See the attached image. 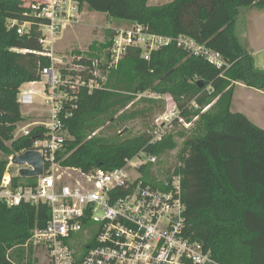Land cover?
Wrapping results in <instances>:
<instances>
[{
    "label": "trees",
    "instance_id": "obj_1",
    "mask_svg": "<svg viewBox=\"0 0 264 264\" xmlns=\"http://www.w3.org/2000/svg\"><path fill=\"white\" fill-rule=\"evenodd\" d=\"M79 1L94 13L142 25L151 33L187 36L219 52L228 67L217 69L175 44L152 52L149 60L140 57V50H129L108 73L103 90L79 91L64 105L67 135L56 162L83 172L112 171L141 151L159 158L175 150L176 137L184 135L168 134L161 142L149 144L151 125L124 140L90 137L84 130L90 125L87 118L100 125L102 118H111L137 95L169 96L184 117L198 115L202 122L201 135L184 138L180 165L171 171L181 176L185 237L200 243L218 264H264V130L230 110L236 83L264 91V70L254 66L235 33L238 17L251 7L262 8L264 0H173L157 6H149L148 0ZM26 19L21 0H0V179L6 158L29 150L40 133L14 139L16 125L28 119L21 116L17 103L19 88L39 82L41 70L50 66V60L39 55L44 49L35 28L24 37L6 29L7 20ZM79 64H87V59ZM192 100L200 109L189 110ZM146 102L156 104L155 100ZM149 111L126 112L119 120L145 117ZM151 166L139 171L146 183L156 186ZM25 182L34 184L32 179ZM49 217L46 205L0 204V264H31V247L27 256L21 247L35 228L46 226Z\"/></svg>",
    "mask_w": 264,
    "mask_h": 264
},
{
    "label": "built area",
    "instance_id": "obj_2",
    "mask_svg": "<svg viewBox=\"0 0 264 264\" xmlns=\"http://www.w3.org/2000/svg\"><path fill=\"white\" fill-rule=\"evenodd\" d=\"M21 1L26 21L7 20L6 29L24 37L35 28L44 49L39 55L50 60V66L40 73V81L44 80L42 90H19L17 94L20 107L34 106V96L40 95L46 117L19 122L14 132L16 139L40 131L29 150L14 156L28 151L39 153L42 175L32 179L33 185L27 184L29 178H21L19 171L32 167L15 165L14 156H9L0 179V204L46 205L50 211L46 226L35 228L23 247L33 246L43 252L45 264H218L200 243L191 242L184 235L181 176L171 172L156 181V186L143 180L140 167L156 164L157 157L141 151L119 169L83 172L60 166L56 155L67 135L63 119L68 113L64 105L75 99L79 91L91 94L103 90L108 73L117 68L129 50L138 49L140 57L149 60L152 52L175 44L217 69L228 67L221 54L187 36H162L142 25L130 24L112 30L103 54L78 55L72 66H57L54 63L61 60L53 57L54 48L63 30L80 22L83 6L79 0ZM82 59H87V64H79ZM149 94L152 93L137 96L153 98ZM172 101L152 122L149 144L161 142L175 127L189 128L198 117H184ZM188 108L200 109L194 100Z\"/></svg>",
    "mask_w": 264,
    "mask_h": 264
},
{
    "label": "rangeland",
    "instance_id": "obj_3",
    "mask_svg": "<svg viewBox=\"0 0 264 264\" xmlns=\"http://www.w3.org/2000/svg\"><path fill=\"white\" fill-rule=\"evenodd\" d=\"M172 0H149V6L164 5L170 3ZM83 16L80 22L74 26L66 27L61 35V39L56 44L54 48L53 57L61 60V62H55L57 66H72V60L78 55H87L88 53L94 54L99 53L103 54L106 48V44L109 42V31H112L117 28H125L130 24L122 22L121 20H115L107 17L101 13H94L83 6L82 8ZM98 55V54H96ZM44 80L41 83H37L32 87L21 86L20 91L25 92L29 89L32 91H41ZM106 83V82H105ZM147 96H152L155 98L156 104H150L146 101H152L153 98L150 97H134V100L127 105L126 108L121 111L115 112L113 116L102 118V123L96 125L95 120L86 119V122L90 125L84 126V130L89 133L90 137L92 136H102L108 140H124L132 137H136L146 131L152 124V122L162 114L167 105L170 104L171 97L164 96L159 99L157 95L149 94ZM145 101V102H144ZM173 102V101H172ZM34 103L41 104L42 100L40 95L34 96ZM32 107H21V113L26 114L28 109ZM145 109H150L149 113L144 115L145 117H138L131 121H120L119 117L124 113L140 112ZM210 107L206 108V111H201L202 113L207 112ZM44 113V112H43ZM38 113L32 114L28 119H25V122L30 121H40L44 120L46 115L38 116ZM42 114V113H41ZM191 119V116L188 117ZM190 121V120H189ZM93 125V126H92ZM202 122L198 116L193 124L188 127H175L170 134H183L184 138L193 137L201 135ZM184 138L179 139L176 137V149L170 152H167L158 158L156 164H151L150 167L156 181L167 178L168 174H171L177 166L180 165V157L182 150V142ZM2 154L0 153V158ZM62 171V170H60ZM31 247L32 258L31 264H45L44 253L39 250H34L33 246ZM28 248L21 247L25 255L27 254ZM17 249L16 247H14ZM27 256V255H26ZM27 261L26 259L24 262ZM35 261V263H34Z\"/></svg>",
    "mask_w": 264,
    "mask_h": 264
},
{
    "label": "crops",
    "instance_id": "obj_4",
    "mask_svg": "<svg viewBox=\"0 0 264 264\" xmlns=\"http://www.w3.org/2000/svg\"><path fill=\"white\" fill-rule=\"evenodd\" d=\"M235 33L251 54L254 66L259 70H264V6L262 8L251 7L245 10L237 19ZM40 82L42 81L33 83L36 85ZM34 85L25 83L21 86L32 87ZM230 110L244 114L253 124L264 130V91L251 89L242 83H236ZM36 112L39 117L46 115V110L41 104H34L33 108L28 109L26 114L21 113V116L29 118Z\"/></svg>",
    "mask_w": 264,
    "mask_h": 264
},
{
    "label": "water",
    "instance_id": "obj_5",
    "mask_svg": "<svg viewBox=\"0 0 264 264\" xmlns=\"http://www.w3.org/2000/svg\"><path fill=\"white\" fill-rule=\"evenodd\" d=\"M198 83L200 87L203 85V82H198ZM12 162L15 165L28 164L29 166L32 167V170L21 169L19 171V176L21 178L33 179L42 175L43 161L41 155L37 152L28 151L20 156H14Z\"/></svg>",
    "mask_w": 264,
    "mask_h": 264
}]
</instances>
